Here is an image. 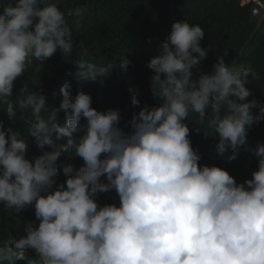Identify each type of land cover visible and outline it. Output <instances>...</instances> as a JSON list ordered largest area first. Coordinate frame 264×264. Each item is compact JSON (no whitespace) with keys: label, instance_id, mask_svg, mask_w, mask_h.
<instances>
[{"label":"clouds","instance_id":"obj_1","mask_svg":"<svg viewBox=\"0 0 264 264\" xmlns=\"http://www.w3.org/2000/svg\"><path fill=\"white\" fill-rule=\"evenodd\" d=\"M204 37L187 20L171 24L146 63L156 103L141 106L139 89L130 87L139 111L124 131L119 109L97 110L90 94H73L68 81L55 107L39 85L16 89L34 62L39 68L57 51L73 55V31L53 0L4 3L0 105L8 123L0 120V205L16 214L33 210L15 242L17 258L31 251L28 264H264V142H248V130L264 122V102L248 99L253 70L226 63L227 51L201 71L212 50L201 46ZM71 62L76 72L69 74L88 81L132 64L124 54L102 66ZM188 122L206 125L211 135L197 131L215 138L216 153L228 152L229 161L241 151L255 157L250 178L237 182L201 164ZM29 139L39 152L31 157ZM109 192L118 203L101 205L99 196Z\"/></svg>","mask_w":264,"mask_h":264},{"label":"trees","instance_id":"obj_2","mask_svg":"<svg viewBox=\"0 0 264 264\" xmlns=\"http://www.w3.org/2000/svg\"><path fill=\"white\" fill-rule=\"evenodd\" d=\"M264 2V0H260ZM7 0H0V9ZM65 13L73 31V55L63 57L57 51L43 67L35 62L25 76L16 81V89L28 84L30 90L36 91L37 85L43 89L47 102L58 106L61 95L60 86L68 81L71 92L77 89L90 94L92 107L99 111L108 108L119 109L120 126L128 131V121L139 108L130 104V87L139 89L138 99L141 106L156 103L149 90L151 71L146 67L147 61L156 54L158 45L165 40L174 21L187 20L199 25L205 32L201 46H211L200 69L211 71L216 56L227 51L225 62L250 65V74L246 87L252 92L248 99L255 98L264 102V17H254L252 1L243 5L241 0H53ZM78 10V11H77ZM80 27H76V24ZM126 55L132 61L126 72L114 69L111 75L102 81L76 80L69 73H75L76 67L71 62L86 59L97 66L113 62L118 56ZM257 110L253 109L255 114ZM59 119L63 122V113ZM196 122L195 116L191 117ZM0 120L8 123L0 105ZM190 139L194 149L201 154V164L215 165L223 168L237 182L250 178L256 168V159L250 153L241 151L236 160L227 159L229 153L218 155L215 151L217 140L205 136L211 135L206 125L188 122ZM200 127L202 131H197ZM264 142V122L254 124L248 130V142ZM39 154L29 139L28 156ZM65 159L66 162L79 165L78 158ZM64 177H58L62 182ZM98 202L118 203L115 192L101 194ZM33 219V210L28 208L21 214L0 205V246L14 235L22 236V222ZM15 247V245H14Z\"/></svg>","mask_w":264,"mask_h":264},{"label":"water","instance_id":"obj_3","mask_svg":"<svg viewBox=\"0 0 264 264\" xmlns=\"http://www.w3.org/2000/svg\"><path fill=\"white\" fill-rule=\"evenodd\" d=\"M16 249L0 246V264H28V260L33 258V253L26 251L24 258L19 259L16 257Z\"/></svg>","mask_w":264,"mask_h":264},{"label":"built area","instance_id":"obj_4","mask_svg":"<svg viewBox=\"0 0 264 264\" xmlns=\"http://www.w3.org/2000/svg\"><path fill=\"white\" fill-rule=\"evenodd\" d=\"M246 2H248V1L242 0L240 2V4H243V3H246ZM253 3H255V4H254V6L251 9V14L254 17H260V18L263 17L264 16V2H262L260 0H254ZM19 237L20 236H17V235L12 236L7 241H5L2 246L8 247V248H10V247L15 248L13 245H15V242L17 241V239Z\"/></svg>","mask_w":264,"mask_h":264},{"label":"rangeland","instance_id":"obj_5","mask_svg":"<svg viewBox=\"0 0 264 264\" xmlns=\"http://www.w3.org/2000/svg\"><path fill=\"white\" fill-rule=\"evenodd\" d=\"M242 1V0H241ZM244 1H247V0H244ZM14 246V245H13Z\"/></svg>","mask_w":264,"mask_h":264}]
</instances>
